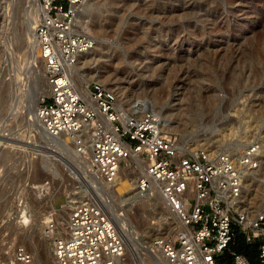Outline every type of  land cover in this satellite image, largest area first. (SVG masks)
Instances as JSON below:
<instances>
[{
  "label": "rangeland",
  "instance_id": "rangeland-1",
  "mask_svg": "<svg viewBox=\"0 0 264 264\" xmlns=\"http://www.w3.org/2000/svg\"><path fill=\"white\" fill-rule=\"evenodd\" d=\"M16 1L15 9L11 0L0 3V242L27 247L20 238L23 233L53 261L51 243L43 235L44 214L56 211L64 221L67 213L59 205L66 199L63 194L88 182L101 188L98 196L112 217L113 210L120 218V209H125L122 232L135 250V260L143 264L140 256L150 246L144 235L151 234L150 220L157 215L149 213L141 199L128 209L130 201H123L128 195L102 189L83 155L66 143L54 146L34 119V106L47 82L40 62L29 66L28 28L38 7L29 9L26 0ZM80 19L86 24L82 29L96 38L75 74L86 92L91 81L99 80L128 107L148 104L160 114L163 127L193 149H239L264 128V0H90ZM180 107L187 109L183 118ZM45 180L52 185L47 196L61 194L55 198V210L45 195L32 189ZM23 194L32 216L29 225H22L17 215L23 204L15 207ZM235 231L232 247L249 249L257 264V243L247 242L237 226ZM220 260L233 264L229 251L222 252Z\"/></svg>",
  "mask_w": 264,
  "mask_h": 264
},
{
  "label": "built area",
  "instance_id": "built-area-1",
  "mask_svg": "<svg viewBox=\"0 0 264 264\" xmlns=\"http://www.w3.org/2000/svg\"><path fill=\"white\" fill-rule=\"evenodd\" d=\"M88 1H37L35 41L47 81L38 119L51 135L65 136L76 152L89 157L88 171L100 184L110 186L133 174L138 197L157 215L150 220L157 232L149 240L151 249L157 248L167 264H223L225 251L233 264H253L231 245L236 226L247 242L257 243V264H264V128L239 149H193L164 129L148 104L128 107L99 80L89 83V92L81 89L75 81L79 55L96 43L80 26ZM50 186L45 180L40 190ZM78 187L73 197L64 193L59 204L69 209L64 228L54 211L45 212L43 235L51 243L52 264H142L98 196L99 188L88 182ZM256 191L263 203L250 210L246 204ZM16 201L15 207L28 206L24 194ZM0 264H35V258L23 244L0 242Z\"/></svg>",
  "mask_w": 264,
  "mask_h": 264
},
{
  "label": "bare ground",
  "instance_id": "bare-ground-1",
  "mask_svg": "<svg viewBox=\"0 0 264 264\" xmlns=\"http://www.w3.org/2000/svg\"><path fill=\"white\" fill-rule=\"evenodd\" d=\"M6 2L7 0H0V3L2 4L3 2ZM37 1L38 0H26V3L28 4V8L30 9V7H32V6H36L37 5ZM90 1V0H89ZM88 1V2H89ZM11 2H13L12 3V7H13V9H15L16 7H18V5H17V1L15 0H11ZM87 2V3H88ZM15 3V4H14ZM32 12V11H31ZM31 12H29V13H31ZM28 13V14H29ZM37 13V12H36ZM3 16H7V10H6V5L4 6V14H3ZM37 14L36 15H31V18H30V24H29V28H28V37H29V40L31 41V46H30V48H31V55H30V59H29V66L32 64V62L33 61H37V62H40L41 63V61L39 60V58H38V54H39V49H38V46H37V44H36V41H35V28H36V23H37ZM7 18V17H6ZM80 26H83V27H85L86 28V24H85V21H83V20H81L80 19ZM95 46H96V43H95V45H94V47L92 48V49H90V50H88V51H86V52H82L80 55H79V61H78V63H77V65H76V69L78 68V64L80 63V61H81V59L83 58V57H85L86 56V54H88L89 52H91L94 48H95ZM26 50V49H25ZM24 63V62H23ZM42 64V63H41ZM42 66H43V64H42ZM45 78H46V76H45ZM26 79V78H25ZM21 80V79H20ZM20 80H19V82H20ZM23 80V81H22ZM21 80V82H23L24 83V79H22ZM27 82V81H26ZM21 88H22V86H21ZM46 89H47V82H46V85H45V87H44V89H43V92H45L46 91ZM89 89V88H88ZM43 92H41V93H43ZM16 94V93H15ZM21 94V93H20ZM118 94V93H117ZM12 96V95H11ZM17 96H18V94H17ZM16 96V97H17ZM19 96H21V95H19ZM18 96V97H19ZM119 96V95H118ZM186 96V95H185ZM15 97V98H16ZM17 97V98H18ZM22 97V96H21ZM13 98V97H12ZM184 98V97H183ZM182 98V99H183ZM186 98V97H185ZM19 99V98H18ZM15 100V99H14ZM22 100V99H21ZM190 101V100H189ZM188 101V102H189ZM14 103V102H13ZM20 103V102H19ZM17 104L18 103H16V109L18 108V106H17ZM143 104V103H142ZM192 104V103H191ZM36 108H35V106H34V111H33V114H34V119H36V117H37V114H36V112H37V106H38V101L36 102ZM146 105V104H145ZM145 105H141V107H146ZM14 106V105H13ZM14 109H15V107H14ZM192 109V108H191ZM15 111V110H14ZM186 111H187V109L186 108H182L181 109V107H180V111L178 112V114H179V116L180 117H185V113H186ZM13 119V118H12ZM37 120H38V123H39V125H40V127H41V129H43V133H44V137H46L47 138V140H50L51 142H52V144L54 145V146H63L64 145V143H66V144H68L67 143V139L65 138V136H63V135H61V136H59V137H56V136H53V135H51L47 130H46V128L43 126V124L41 123V121L38 119V117H37ZM165 126H169V125H166V123H165ZM168 128V127H167ZM165 129V128H164ZM170 129V128H169ZM42 132V131H41ZM51 144V143H50ZM51 144V145H52ZM80 155H82V154H80ZM83 159H85V163H86V165H88V163L90 162V160H89V157L87 156V157H85V156H83L82 157ZM89 172V171H88ZM92 175V174H91ZM128 177V174H124V175H122L121 177H119L118 178V180L114 183V184H111L110 186H105V187H102V189H106V190H110V189H113V193H115V194H117L119 197H125L126 195H128L129 197H126L123 201H126V200H128V201H130V202H128L129 204L127 205V208L128 209H131V202L132 201H134V200H136V199H138V200H140V198L138 197V194L136 193V191H135V185H134V182H133V179H131V178H127ZM132 181V182H131ZM44 183V182H43ZM42 183V184H43ZM42 184H39V185H34L33 187H32V189H33V191H35L36 190V192L35 193H39L40 195H45V197H44V200H46L47 201V203H48V205L52 208V209H57V207H56V205H54L55 203L53 202V198H54V196L55 195H57V193L54 195L53 193H51L49 196H47L48 195V193L50 192V190H51V187H52V185L50 186V188L48 189V191L47 192H42L41 190H40V186L42 185ZM102 185H104V184H102ZM97 187V186H96ZM98 188V187H97ZM262 187L261 186H258L257 187V189L258 190H260ZM99 189H101V188H99ZM57 190V189H56ZM55 190V191H56ZM38 191V192H37ZM77 192V191H76ZM258 191H256V192H254L253 193V196L251 197V201H250V203H247L246 204V208H248V209H250V210H254V209H256L261 203H262V199H261V197H259L258 196V193H257ZM73 193L74 192H71V193H69V195L71 196V197H73L74 195H73ZM106 194H108V196H112V194L111 193H109V192H105ZM157 199H159V197H157ZM36 202V201H35ZM42 202H45V201H42ZM47 203H45V207H46V204ZM23 204V203H22ZM40 204V203H39ZM47 205V206H48ZM21 206V205H20ZM61 206H63L62 208H63V210L66 212V213H68V211H69V209H68V207L66 206V205H61ZM127 209V210H128ZM123 210V211H122ZM114 211V213H113V219L116 217L117 218V215H116V213H115V210H113ZM125 211V209H123V208H121L120 209V212H121V214H120V218L118 217L117 219L118 220H116V219H114L115 220V222H116V224L118 225V227H119V229H121V230H126V228H125V224L123 223V215H122V213ZM56 212V211H55ZM64 214V213H63ZM17 215H21V218H23V220H22V225L23 224H27V225H29L30 223H31V215H30V213H29V209H28V206L26 207V206H24V204H23V206L20 208V214H17ZM45 215V214H44ZM65 217V216H64ZM18 218V217H17ZM65 218H67V217H65ZM66 220V219H65ZM65 220L64 221H60V223L62 224V228H64V223H65ZM30 222V223H29ZM121 224V225H120ZM150 231H151V236L149 235V234H146V235H144V236H146V237H148L149 236V240H150V242H151V240L153 239V234L155 233V235H156V231H154V229H152L151 227H150V229L148 230V232L150 233ZM155 235H154V237H155ZM21 239H22V242H24L25 244H27V248L29 249V250H31L32 251V253H33V255H35L36 257H38V260L41 262V264H52L53 263V261H50L49 260V258H48V254H47V251H46V249L45 248H43L41 245H32V241L30 242L29 240H28V237L25 235V234H23L22 233V235H21V237H20ZM125 238H126V236H125ZM139 238V237H138ZM48 239V238H47ZM126 241H127V238H126ZM37 244V243H36ZM149 245L150 246H146L145 247V250H144V252H143V255H141L140 257H141V259L143 260V264H167L166 263V261L164 260V258H163V256H162V254L158 251V249L157 248H155V247H153V249H151V247H152V243H149Z\"/></svg>",
  "mask_w": 264,
  "mask_h": 264
},
{
  "label": "trees",
  "instance_id": "trees-1",
  "mask_svg": "<svg viewBox=\"0 0 264 264\" xmlns=\"http://www.w3.org/2000/svg\"><path fill=\"white\" fill-rule=\"evenodd\" d=\"M236 240H237V238H236ZM239 251L244 252L249 257V249H246V250L243 249V250H239ZM249 259H250V257H249ZM222 263L225 264L223 261H222ZM252 263H253V261H252Z\"/></svg>",
  "mask_w": 264,
  "mask_h": 264
}]
</instances>
